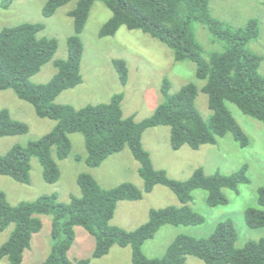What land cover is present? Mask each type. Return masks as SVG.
Returning <instances> with one entry per match:
<instances>
[{"label":"trees","instance_id":"1","mask_svg":"<svg viewBox=\"0 0 264 264\" xmlns=\"http://www.w3.org/2000/svg\"><path fill=\"white\" fill-rule=\"evenodd\" d=\"M73 0H47L43 16L55 12ZM103 2L112 17L100 28L99 37L114 36L122 26L150 35L172 50L175 62L190 61L196 65V79L204 82L201 92L207 96L211 115L205 121L196 107L199 89L188 83L176 93L164 79L161 92L163 102L146 119L137 122L134 116L123 117L124 95L114 94L107 103L75 108L57 104V97L82 83L81 62L84 46L81 34L88 21L93 4ZM10 0L0 7L8 8ZM68 16L73 20L74 32L68 38V56L54 62L56 73L43 84L31 82L43 66L51 62L57 52L54 38H42L41 23H22L5 27L0 32V90H12L15 95L32 105L41 119L55 122L52 130L26 146L14 145L0 154V176L30 184L31 159L36 158L48 184L58 182L61 172L55 157L66 160L72 151L71 135L80 134L86 149L85 163L98 168L110 156L129 149L139 163L138 174L143 190L129 182L111 189H103L88 173L77 177L80 196H72L68 203L58 201L56 194H44L32 202L13 206L0 190V233L12 226V231L0 247V260L22 264L31 248L33 236L40 233L43 224L39 216H51V252L42 264H91L84 258L74 262L68 253L75 241V228H83L94 239L92 258L108 255L115 245L131 249V264H186L187 257H195L204 264H264V238L250 241L242 248L236 246L237 232L230 221L219 223L208 237L194 238L178 235L168 245L162 258H148L142 250L144 243L166 225L198 226L204 219L190 207L192 193L207 192L210 207L226 206L229 201L224 190L238 192V187L249 183L248 166L224 175H207L202 168L194 170L190 178L177 181L163 170H156L151 156L143 147L145 131L159 126L170 128V146L180 150L188 146L199 150L204 145H216L219 138L231 134L241 148L249 145L246 133L227 108L235 105L244 115L264 124V78L259 73L262 58L247 49L259 36L257 20H249L238 29H231L214 18L209 0H77ZM193 23L204 25L214 39L224 40L222 52H214L206 61L203 49L197 42ZM120 83H128V68L123 60L113 61ZM28 126L0 110V138L27 134ZM156 186L169 189L180 203L151 209L148 220L133 231L110 225L117 204L122 201L137 202ZM257 207L244 212L249 229L264 228V187L258 189Z\"/></svg>","mask_w":264,"mask_h":264},{"label":"rangeland","instance_id":"2","mask_svg":"<svg viewBox=\"0 0 264 264\" xmlns=\"http://www.w3.org/2000/svg\"><path fill=\"white\" fill-rule=\"evenodd\" d=\"M5 0H0V5ZM8 8L0 7V32L5 27L22 23H41L42 38H54L57 52L51 62L31 78L35 84L47 83L56 73L54 62L68 56V38L73 35V20L68 12L75 8L77 0L59 8L50 18L43 16L47 0H10ZM211 15L231 29L244 27L249 20H257L259 36L247 45V49L260 56L259 73L264 78V0H209ZM112 17L111 11L101 1H96L81 34L84 46L81 62L82 83L63 91L56 99L57 104L71 105L77 109L86 105L107 103L114 94L122 93L123 117L134 116L137 122L148 118L163 102L161 92L164 79L171 84V93H176L188 83H195L199 93L196 107L207 121L211 115L207 96L201 92L204 82L196 79V65L190 61L175 62L171 49L139 30H128L122 26L111 37H99L100 28ZM197 42L203 49L202 57L208 61L214 52H222L224 40L214 39L208 29L193 23ZM123 60L128 68V83L123 86L113 66V61ZM227 108L249 138V145L241 148L231 134L219 138L216 145H204L199 150L183 146L173 150L170 146V128L159 126L148 129L142 137L143 147L149 152L156 170H163L173 180L184 181L194 170L202 168L207 175L232 174L248 166L249 183L240 185L238 192L225 189L229 201L226 206L210 207L206 203L207 192L196 190L190 203L192 210L204 219L198 226H163L153 239L144 243L142 250L148 258H162L169 244L178 235L194 238L210 236L221 222L230 221L236 232V246L242 248L250 241L264 238V228L249 229L244 220L247 208L257 207L258 189L264 187V124L244 115L235 105ZM0 110H7L15 120L25 123L29 131L21 136L0 138V154H5L14 145L26 146L49 133L55 125L50 119L39 118L32 105L20 100L12 90H0ZM72 151L66 160L57 161L61 176L55 184L43 180L42 167L36 158L31 159L30 184H19L0 176V190L13 206L21 202H32L44 194H56L58 201L68 203L72 196H80L77 177L81 173L92 175L103 189H111L129 182L143 190L144 184L138 174L139 163L128 148L108 157L98 168L86 165L84 138L71 135ZM180 206L176 196L167 188L157 186L151 194H144L141 202H119L110 222L111 226L133 231L148 220L151 209ZM43 228L33 236L31 248L25 252L22 264H42L51 252V216H39ZM12 226L0 233V247L8 239ZM94 239L83 228H75V241L68 253L71 261L90 259L91 264H131V249L115 245L108 255L92 258ZM0 264H10L7 258ZM186 264H204L195 257H187Z\"/></svg>","mask_w":264,"mask_h":264},{"label":"crops","instance_id":"3","mask_svg":"<svg viewBox=\"0 0 264 264\" xmlns=\"http://www.w3.org/2000/svg\"><path fill=\"white\" fill-rule=\"evenodd\" d=\"M138 170H139V169H138ZM156 187H157V186H156ZM156 187H155V188H156ZM155 188H154V189H155ZM153 191H154V190H153ZM150 194H151V193H150ZM141 201H142V200H141ZM141 201H137L136 203L141 202ZM122 202H128V201H122ZM179 204H180V203H179Z\"/></svg>","mask_w":264,"mask_h":264}]
</instances>
